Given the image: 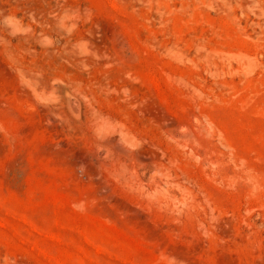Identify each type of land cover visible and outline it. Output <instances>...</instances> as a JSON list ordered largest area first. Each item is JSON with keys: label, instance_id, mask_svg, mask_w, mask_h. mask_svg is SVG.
Listing matches in <instances>:
<instances>
[{"label": "rangeland", "instance_id": "374dc122", "mask_svg": "<svg viewBox=\"0 0 264 264\" xmlns=\"http://www.w3.org/2000/svg\"><path fill=\"white\" fill-rule=\"evenodd\" d=\"M0 264H264V0H0Z\"/></svg>", "mask_w": 264, "mask_h": 264}]
</instances>
